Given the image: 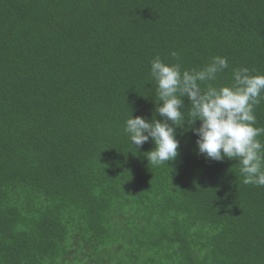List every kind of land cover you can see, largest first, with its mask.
<instances>
[{
    "label": "trees",
    "instance_id": "obj_1",
    "mask_svg": "<svg viewBox=\"0 0 264 264\" xmlns=\"http://www.w3.org/2000/svg\"><path fill=\"white\" fill-rule=\"evenodd\" d=\"M156 56L226 57L217 87L264 75V0H0V264H264V187L237 161L187 123L160 166L125 134L161 119Z\"/></svg>",
    "mask_w": 264,
    "mask_h": 264
},
{
    "label": "clouds",
    "instance_id": "obj_2",
    "mask_svg": "<svg viewBox=\"0 0 264 264\" xmlns=\"http://www.w3.org/2000/svg\"><path fill=\"white\" fill-rule=\"evenodd\" d=\"M170 55L179 59L173 51ZM229 68L226 57L214 56L200 69L182 70L179 63L166 64L159 56L150 61V77L156 85L155 112L161 119L132 113L124 132L137 148L154 143L146 159L153 166L174 161L179 140L176 129L187 123L197 136L198 155L222 162L235 160L244 184L264 187V127H256L255 109L264 102V75H254L246 67L232 69L230 85L214 86L218 74ZM201 84H205L204 89ZM190 101L184 110L183 98ZM199 121V127H193ZM179 125V126H177Z\"/></svg>",
    "mask_w": 264,
    "mask_h": 264
}]
</instances>
